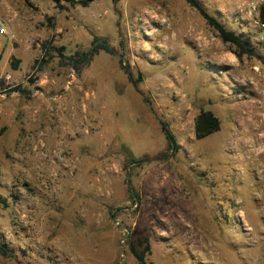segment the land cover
<instances>
[{"label": "rangeland", "instance_id": "1", "mask_svg": "<svg viewBox=\"0 0 264 264\" xmlns=\"http://www.w3.org/2000/svg\"><path fill=\"white\" fill-rule=\"evenodd\" d=\"M198 1L241 35L244 1ZM62 5L0 0V264H264V57L186 0Z\"/></svg>", "mask_w": 264, "mask_h": 264}, {"label": "trees", "instance_id": "2", "mask_svg": "<svg viewBox=\"0 0 264 264\" xmlns=\"http://www.w3.org/2000/svg\"><path fill=\"white\" fill-rule=\"evenodd\" d=\"M58 8H62L63 2L70 4L71 6H82L88 7L90 4L94 3L98 0H51ZM189 6L195 9L199 15L205 20L207 25L211 27L219 36V38L224 42L228 43L235 48V55L239 58L243 57L244 55L251 57L253 55L252 48L250 43L247 39H245L242 35L236 34L235 32L229 30L223 23H221L218 19L211 16L206 8L198 1V0H186ZM44 55H49V47L47 44L43 45ZM58 52L59 56L63 59L66 57L63 54L64 49H54ZM105 52L107 54H114V50L105 42L104 40H100L95 38L93 41V48L87 53H76L78 57H70L68 62H72V65L75 69H79L80 64L86 63L91 61V59L101 53ZM43 61L42 64L35 68V71H40L43 68ZM69 64V63H68ZM13 67H17V62L13 63ZM125 72L128 74L130 81L137 87L136 82L133 80L132 75L125 69ZM221 129V122L218 117L214 115L211 111H204L202 110L200 114L195 118V136L197 139H203ZM162 130L165 135V138L168 143V148L172 151V154H175L179 151L180 147L176 141L175 136L172 132L168 129L166 125H162ZM138 245L141 241H138ZM136 244H130V251L134 255V257L138 260L140 264H148L144 252H141ZM0 254L4 257L9 256L8 249L4 247L0 243Z\"/></svg>", "mask_w": 264, "mask_h": 264}, {"label": "built area", "instance_id": "3", "mask_svg": "<svg viewBox=\"0 0 264 264\" xmlns=\"http://www.w3.org/2000/svg\"><path fill=\"white\" fill-rule=\"evenodd\" d=\"M238 9V25L243 28L241 35L250 43L252 51L264 57V0H242ZM4 32V29L1 30ZM261 78L260 96L263 99L261 108L264 110V68L257 69Z\"/></svg>", "mask_w": 264, "mask_h": 264}]
</instances>
